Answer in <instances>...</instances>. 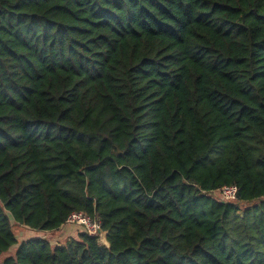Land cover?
<instances>
[{"label": "trees", "instance_id": "16d2710c", "mask_svg": "<svg viewBox=\"0 0 264 264\" xmlns=\"http://www.w3.org/2000/svg\"><path fill=\"white\" fill-rule=\"evenodd\" d=\"M75 212L1 264H264V0H0V255Z\"/></svg>", "mask_w": 264, "mask_h": 264}, {"label": "built area", "instance_id": "2783aa9c", "mask_svg": "<svg viewBox=\"0 0 264 264\" xmlns=\"http://www.w3.org/2000/svg\"><path fill=\"white\" fill-rule=\"evenodd\" d=\"M217 193L222 202L229 203L237 199L238 188L236 186H225L218 192H214V194ZM67 225L77 226L90 236H98L100 240L105 237L101 225L87 214L81 212L72 213L67 220Z\"/></svg>", "mask_w": 264, "mask_h": 264}, {"label": "rangeland", "instance_id": "374dc122", "mask_svg": "<svg viewBox=\"0 0 264 264\" xmlns=\"http://www.w3.org/2000/svg\"><path fill=\"white\" fill-rule=\"evenodd\" d=\"M213 196L217 199L220 200V197L217 194H213ZM12 224H13V230H14V233L18 239V244L14 247H12L9 251L3 253L2 255H0V264L5 260L7 259L8 257H13L17 250H18V247L20 245V243H22L23 241H26L30 238H35V237H42L48 241H50V243H52L53 245L54 244H57V243H60V244H64L67 242V240L69 239H65V240H60V236L59 234L62 232V231H56L54 233H45V232H35V231H31L29 230L28 228L26 227H23V226H20V225H17L13 222L12 220ZM67 226H70V228L74 229V231L72 232V234H76L78 237L79 233H80V230L78 229L77 226H73V225H67ZM101 242L102 243H106V239L105 237L104 238H101Z\"/></svg>", "mask_w": 264, "mask_h": 264}, {"label": "crops", "instance_id": "0c3cea01", "mask_svg": "<svg viewBox=\"0 0 264 264\" xmlns=\"http://www.w3.org/2000/svg\"><path fill=\"white\" fill-rule=\"evenodd\" d=\"M78 229L80 230L81 228L78 227ZM59 231H62L60 234H59V238L60 240H65V239H77L78 237H76L77 235L76 234H72V232L74 231V229L70 228V226H63ZM81 231V230H80ZM49 233H54V232H49ZM68 239V240H69ZM63 244V243H62ZM57 245H61L60 243H57Z\"/></svg>", "mask_w": 264, "mask_h": 264}]
</instances>
